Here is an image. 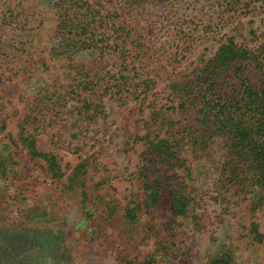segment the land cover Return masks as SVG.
<instances>
[{"label": "rangeland", "instance_id": "1", "mask_svg": "<svg viewBox=\"0 0 264 264\" xmlns=\"http://www.w3.org/2000/svg\"><path fill=\"white\" fill-rule=\"evenodd\" d=\"M132 1L124 10V0H104V6L123 11L119 20L133 28L132 38L139 30L149 39L144 47L150 49L143 51L154 58L145 56V64L135 65L143 67L142 76L150 71L155 88L147 100L159 105L166 102L176 73L200 68L228 37L248 46L264 42V0ZM57 20L55 0H0V223L20 221L32 201L49 205L59 222L62 216L65 220L62 247L70 264H207L226 255L231 264H264V240L248 236L251 221L264 232V188L220 197L212 151L199 143L188 146L182 165L169 171L173 182L195 189L188 190L196 197L193 215L174 218L164 202L157 211L141 214L135 228L123 226L119 216L127 199L142 193L136 175L144 145H131L130 135L145 133L143 120L151 109L135 98L105 94L104 113L89 117L82 98L90 91L78 88L81 78L68 59L50 54ZM170 39L178 40V49ZM97 52L82 50L76 63L115 72L114 62L124 58L117 52L96 57ZM129 63L128 56L123 64ZM167 114L180 119V127L193 118L169 107ZM21 133L33 134L40 150L57 156L65 172L60 179L46 173L43 160L29 157ZM81 160L87 161L88 194L117 204L116 216L108 221H82L83 196L73 171ZM253 201L260 205L252 210ZM118 253L126 257L118 259Z\"/></svg>", "mask_w": 264, "mask_h": 264}, {"label": "trees", "instance_id": "2", "mask_svg": "<svg viewBox=\"0 0 264 264\" xmlns=\"http://www.w3.org/2000/svg\"><path fill=\"white\" fill-rule=\"evenodd\" d=\"M133 3L124 0L122 9L131 8ZM55 5L58 20L50 54L68 59L81 78L78 88L90 91L82 98V108L88 116L104 113L105 94L119 95L122 100L135 98L139 106L151 109L143 120L145 133H132V144L128 140L131 145L140 141L144 145L136 175L142 193H132L127 199L119 216L123 226L135 228L141 214L157 211L164 202L170 205L174 218L193 215L196 197L188 190L195 189L173 182V174L169 173L182 165V156L193 144L211 149L220 197L230 199L264 188V42L248 46L228 37L200 68L176 73L167 86L166 102L159 105L155 100H147V93L155 88L150 71L142 76L139 69L143 67L135 65V61L146 63L143 49L150 41L139 36V30L136 37H131L133 28L119 20L123 11L106 8L104 0H55ZM169 42L178 49V40ZM82 50H99L96 57L117 52L124 58L121 64L114 62L115 72L103 73L102 68L94 71L90 62L76 63L75 56ZM128 56L131 63L123 64ZM167 107L193 118L187 126L180 127L181 120L171 118ZM19 138L31 159L44 161V169L51 178L60 179L65 174L57 156L40 150L33 134L21 133ZM86 167L87 161L81 160L73 168L79 175V192L83 196L82 221H108L116 216L117 204L100 194H88L84 184ZM259 205V201L250 204L252 210ZM57 216L49 205H43L25 211L20 221L0 223V264H70L71 256L69 259L62 247L61 228L65 220L62 216L59 222ZM248 236L257 243L264 240V232L258 230L255 221L249 224ZM157 246L164 247L160 242ZM117 257L124 259L126 255L118 253ZM150 263L151 260H145L142 264ZM207 264H231V258L220 256Z\"/></svg>", "mask_w": 264, "mask_h": 264}, {"label": "crops", "instance_id": "3", "mask_svg": "<svg viewBox=\"0 0 264 264\" xmlns=\"http://www.w3.org/2000/svg\"><path fill=\"white\" fill-rule=\"evenodd\" d=\"M32 203V204H31ZM34 203V201H32V202H30V204H28L27 206H28V210H32V208H34V207H37L36 205H34L33 204ZM35 204H37V202H35ZM45 205V204H44ZM40 207H41V205H40Z\"/></svg>", "mask_w": 264, "mask_h": 264}]
</instances>
